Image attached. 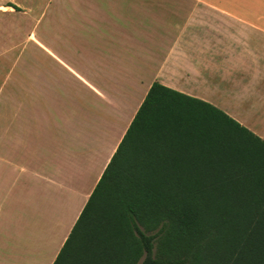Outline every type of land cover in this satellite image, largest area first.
I'll use <instances>...</instances> for the list:
<instances>
[{
	"label": "crops",
	"instance_id": "0c3cea01",
	"mask_svg": "<svg viewBox=\"0 0 264 264\" xmlns=\"http://www.w3.org/2000/svg\"><path fill=\"white\" fill-rule=\"evenodd\" d=\"M72 1L0 56V264L54 263L153 83L264 129V0Z\"/></svg>",
	"mask_w": 264,
	"mask_h": 264
},
{
	"label": "trees",
	"instance_id": "16d2710c",
	"mask_svg": "<svg viewBox=\"0 0 264 264\" xmlns=\"http://www.w3.org/2000/svg\"><path fill=\"white\" fill-rule=\"evenodd\" d=\"M53 264H264V141L153 83Z\"/></svg>",
	"mask_w": 264,
	"mask_h": 264
},
{
	"label": "rangeland",
	"instance_id": "374dc122",
	"mask_svg": "<svg viewBox=\"0 0 264 264\" xmlns=\"http://www.w3.org/2000/svg\"><path fill=\"white\" fill-rule=\"evenodd\" d=\"M72 2V0H0V56L10 60L19 56L26 43L34 40L36 26L48 25L49 16L43 14L49 10L51 3L65 8ZM12 6L18 8V11ZM0 68L4 71L5 65ZM3 71L0 70V75ZM253 115L255 127L251 131L261 134L264 129L258 126L257 114Z\"/></svg>",
	"mask_w": 264,
	"mask_h": 264
}]
</instances>
